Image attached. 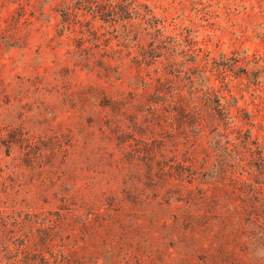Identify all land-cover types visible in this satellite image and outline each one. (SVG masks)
Listing matches in <instances>:
<instances>
[{"label": "rangeland", "instance_id": "obj_1", "mask_svg": "<svg viewBox=\"0 0 264 264\" xmlns=\"http://www.w3.org/2000/svg\"><path fill=\"white\" fill-rule=\"evenodd\" d=\"M129 2L0 0V264H264V167L223 149L243 153L249 132L264 146V0H141L180 42L158 58ZM195 62L237 100L234 125L207 117L197 143L220 150L213 188L182 148L199 118L183 111L203 99Z\"/></svg>", "mask_w": 264, "mask_h": 264}, {"label": "trees", "instance_id": "obj_2", "mask_svg": "<svg viewBox=\"0 0 264 264\" xmlns=\"http://www.w3.org/2000/svg\"><path fill=\"white\" fill-rule=\"evenodd\" d=\"M129 5L133 6V10L136 8V14L137 17L142 18V20L146 21V24H148V27L150 30H152L155 33V42H157V45L155 46L154 43L152 44V48L154 47L155 49V53L153 56L155 57H162L163 54H165L164 52V44H167L168 48H170L169 45H174L175 44V51H179V47L180 46V42L175 39L172 43H167L166 39L167 36L166 34V28L165 25L163 24V20L156 18V16L152 13L151 8L146 5V3H142L141 0H129ZM135 5V7H134ZM145 7L146 10L145 12L142 11L141 8ZM128 13H131L132 11H130L129 9L127 10ZM66 12H68V10H66ZM66 12H64V15L66 14ZM113 14V13H112ZM157 49V50H156ZM180 53H183L188 59L189 58H196L195 61H197V57L195 55L192 54V51L190 49H186L184 48L183 50L180 51ZM178 53V54H180ZM177 54V55H178ZM187 59V60H188ZM156 60V59H155ZM192 61L191 59H189L188 62ZM196 63V62H195ZM195 65V64H194ZM195 67L198 70V76L201 77V82H200V92L203 95V99L202 102L206 104L205 110L203 109L202 111H200V109H198L199 107H201L202 102H200L198 104L197 100H195L194 102H192V105L190 107H185V110L183 111L182 108L181 110L184 113V116L187 117L188 113H190L193 117L194 114L199 115V118L195 121H193L192 126L195 130H192L194 132V134H196L194 136V138H192V136L186 135V137L184 138V142H182V148H183V152L186 155L185 158H187L186 161H190L192 159H198L200 158V168H198L197 173L199 176H203L207 181H204V184H208V188H213L214 184L212 179L214 178L211 173V170L213 168H215V157L217 156V154H219V149L214 150L213 152H218L217 153H211L209 149H206L205 152L201 153V156H197L195 154L196 150L198 149L197 143H199L200 138H202L205 134V124L209 123L208 121H206L207 117H211V119L214 120H218L219 121H215L218 122L220 124H215L216 125V129L218 130L219 133H221L222 131H227L231 128V124L234 125V119H233V115H232V106L234 103L237 102L236 98H234L231 101V98H227L226 95H224L223 92H221V90H218L210 83L211 82V75H213V72H211V70H206V68L204 66H200L198 62L196 63ZM209 71V74L208 72ZM192 73L193 72H189V81L191 82L192 79ZM223 86L225 87L226 84H223ZM228 86V84H227ZM152 87V86H151ZM152 89L149 88L145 91H143V93L149 94L150 95V91ZM158 100H152L155 101V106H153L152 104L149 105V114L152 116V121L155 122V124L162 122L161 119H159V117L161 116V111L163 110L164 107H166V98H163V92L162 91H158ZM200 99V98H198ZM204 104V105H205ZM115 104L112 105V108H114ZM180 106V105H179ZM178 107V106H176ZM118 109V108H117ZM126 109L125 104L122 103L121 107H120V112H124V110ZM176 110V108H174ZM166 110V108H165ZM193 110H197L200 111V113L198 114L197 112H194ZM205 111V112H204ZM188 118V117H187ZM190 120V118H188ZM202 121H204V123H201ZM221 121V122H220ZM201 123V124H200ZM223 124V128H221ZM199 129V130H198ZM190 132V131H189ZM221 136L224 138L225 135L221 134ZM240 138H238L241 142L240 144H236V145H242V148L240 151L242 152H237V150H235L236 152H233L230 150V148L228 146L223 147V149H225V153L228 155L230 154L232 157H234V159L238 158L240 163H243V166H254V168L256 167V170L259 171V169H261V167H264V165L262 166V163H264V146L261 145L260 143H258L255 140H252V136L249 132V134H242L241 136H239ZM226 138V137H225ZM230 141V140H229ZM186 143H189L190 146H184ZM257 147H255V146ZM221 148V147H220ZM180 149L179 146H177L175 148V152H174V156L175 158H177L179 151H176ZM237 161V160H236ZM236 161L235 164H231L233 166H236ZM228 166V161L225 163ZM222 167H219L220 171H224L221 169ZM196 173V175H197ZM224 174V173H223ZM197 178V177H195ZM209 191V189L207 190V192ZM201 196L204 198V192L201 194ZM200 199V198H199ZM207 199H204V201H202V203H206ZM198 201V199H197ZM189 203L191 204L192 201L189 200ZM203 215H202V211H201V215L204 218H207L205 216H207V211L203 210ZM209 214L211 215L212 213L210 212L209 209ZM202 216H198L200 218H202ZM211 217V216H210ZM161 221H163V223L165 224L166 222L170 221L171 215L168 216H162L160 217ZM24 222H30L31 224H37L40 227L44 224V223H48V229L50 228V226H52L51 224V220L48 218H43L40 219L38 217L37 214H34L33 218H30L28 220H25ZM167 224V223H166ZM39 227V228H40ZM24 238H28V236L26 234H24ZM49 244V241L48 243ZM208 262H210V258L209 257H205L204 258V264H208Z\"/></svg>", "mask_w": 264, "mask_h": 264}]
</instances>
